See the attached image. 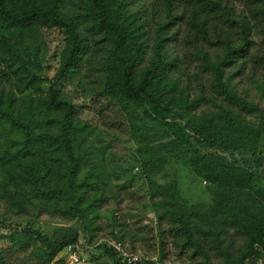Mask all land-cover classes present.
Returning a JSON list of instances; mask_svg holds the SVG:
<instances>
[{"label": "trees", "instance_id": "obj_1", "mask_svg": "<svg viewBox=\"0 0 264 264\" xmlns=\"http://www.w3.org/2000/svg\"><path fill=\"white\" fill-rule=\"evenodd\" d=\"M242 1L0 0V239L10 243L0 264H67L58 255L78 230H45L39 216L76 220L90 239L110 203L111 235L125 246L117 184L132 167L107 159L103 134L119 124L135 144L160 261L169 239L179 259L264 264V7L237 10ZM49 30L62 45L51 78ZM169 164L205 183L206 201H190L177 175L160 182ZM17 215L27 222L12 226ZM104 256L124 264L104 241L87 258Z\"/></svg>", "mask_w": 264, "mask_h": 264}, {"label": "rangeland", "instance_id": "obj_2", "mask_svg": "<svg viewBox=\"0 0 264 264\" xmlns=\"http://www.w3.org/2000/svg\"><path fill=\"white\" fill-rule=\"evenodd\" d=\"M235 7L237 10L247 12L255 7H264V0H246L237 3ZM60 37L61 33L58 30H49L46 43L43 44L42 42L41 55L42 57L44 56L46 60L45 74L48 78H51L56 70L59 51L62 46L61 42L57 40ZM262 105L264 107V98L262 100ZM81 112L84 117H88V119L93 122L98 120L93 104H87L81 109ZM124 125L119 124L114 128H106L103 131L105 142H111L107 159L114 164L117 163L119 165L132 167L131 171L124 177H121L117 184L122 192L120 195V205L115 216L118 221L125 220L129 224L130 231L124 234L125 246L131 248L129 247V236L131 232L134 236L133 239L136 248L134 251H139L147 255H154L159 259L160 252L157 242V224L148 205L147 186L145 185L144 179L140 176L141 169L137 161L134 160L133 153L135 144L130 139L127 128H125ZM173 175H177L180 187L190 201H206L208 194L204 189L205 183H200L194 179L189 169L181 164L167 165L161 172L156 174V177L162 182ZM131 176L132 179L130 183L129 181L124 183V181L131 178ZM123 185L124 187H122ZM1 210L2 207L0 206V211ZM112 210V203L102 207L100 217L96 219V223H94V225H99L100 227L94 230L93 236L90 239L86 236L88 234H85L76 220H64L58 216L42 214L39 216V223L45 230H49L54 226L66 224L76 227L79 233L78 249L80 251L81 260L76 263L69 262L66 251L59 253L58 257H62L67 264H91L87 257L89 253L94 251L95 244L102 243V241L107 243L114 242L111 235V230L113 228L111 223ZM27 218V216L23 215L12 216L10 223L12 226L25 224ZM1 228V230L8 229L4 226H1ZM139 228L141 229L139 230ZM143 237L146 238L147 241L141 240ZM5 246H10V243L7 240L0 239V247ZM177 253L178 249L167 239L164 248L165 261L178 264H203L200 263L198 259L191 260L186 256L179 259ZM98 262V264H112L111 260L105 256L101 257Z\"/></svg>", "mask_w": 264, "mask_h": 264}, {"label": "built area", "instance_id": "obj_3", "mask_svg": "<svg viewBox=\"0 0 264 264\" xmlns=\"http://www.w3.org/2000/svg\"><path fill=\"white\" fill-rule=\"evenodd\" d=\"M109 244L116 249V251L118 252V257L120 258L121 262L124 264H174L170 262H162L157 258V256L154 255H147L139 251L131 250L121 245L119 242L114 241V242H109ZM66 253L68 260L71 263H76L81 260L78 244L67 246Z\"/></svg>", "mask_w": 264, "mask_h": 264}]
</instances>
